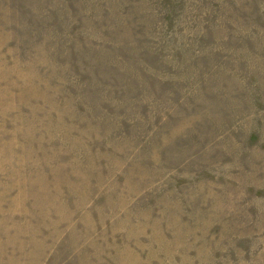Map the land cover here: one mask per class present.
I'll list each match as a JSON object with an SVG mask.
<instances>
[{"label": "rangeland", "instance_id": "1", "mask_svg": "<svg viewBox=\"0 0 264 264\" xmlns=\"http://www.w3.org/2000/svg\"><path fill=\"white\" fill-rule=\"evenodd\" d=\"M0 264H264V0H0Z\"/></svg>", "mask_w": 264, "mask_h": 264}]
</instances>
